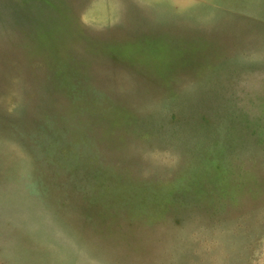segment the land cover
I'll use <instances>...</instances> for the list:
<instances>
[{
    "label": "rangeland",
    "instance_id": "374dc122",
    "mask_svg": "<svg viewBox=\"0 0 264 264\" xmlns=\"http://www.w3.org/2000/svg\"><path fill=\"white\" fill-rule=\"evenodd\" d=\"M0 264H264V0H0Z\"/></svg>",
    "mask_w": 264,
    "mask_h": 264
}]
</instances>
